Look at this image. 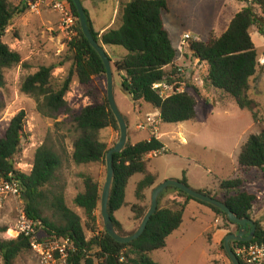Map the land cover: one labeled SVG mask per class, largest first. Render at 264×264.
<instances>
[{
    "label": "trees",
    "instance_id": "obj_1",
    "mask_svg": "<svg viewBox=\"0 0 264 264\" xmlns=\"http://www.w3.org/2000/svg\"><path fill=\"white\" fill-rule=\"evenodd\" d=\"M67 1L76 18L77 30V35L67 45L72 54V66L68 74L62 81L53 82V66L40 65L25 76L21 91L34 99L36 110L43 117L56 120L59 115L65 116V121L56 122V126L63 124L67 127V136L72 138L70 157L74 164L98 163L105 166V154L110 147L101 140L100 132L105 128H112L119 135L118 123L108 105L106 91L101 102L87 105L79 111L73 109L65 99L73 77L81 84L89 83L96 77L106 79L104 64L84 37L72 0ZM243 1L245 6L233 15L221 35L210 32L205 40L190 41L188 49L199 62L206 65L204 81L209 86L222 90L240 109L249 111L259 125L260 130L250 134L241 145L238 165L241 173L258 169L264 175V124L257 118L262 107L250 95L252 79L258 71L257 52L250 28L255 26L264 37V17L256 10L264 13V0ZM26 10L25 5L18 1L0 0V88L6 83L5 70L20 64L25 65L21 55L3 41V36L6 29ZM164 10H167V0H127L121 7L120 24L101 35L94 30L88 12H84L88 28L100 45L120 46L127 51L126 55L115 62V68L123 73L121 87L131 96L132 101L135 104L144 102L157 109L162 122L179 123L196 118L195 94L185 90L163 97L158 89L152 87L157 81L171 82L170 76L176 72V67L173 66L176 50L164 27ZM168 65L171 66L170 70H165ZM176 82V85L185 83L187 88L192 86L183 76ZM25 117L24 110L18 111L10 119L5 134L0 137V177L12 173L19 180L22 186L20 198L24 203L22 210L27 217L40 221L49 234L69 236L74 240L77 250L70 264H95V259L99 264H158L151 254L166 247L167 237L179 228L185 210V204H178L176 208L159 206L161 197L170 190L176 191L187 201L194 200L209 207L224 222L233 224L238 229V225L229 221L220 209L175 187H167L159 195L157 210L136 240L129 243L116 242L106 233L103 225L98 234H93L87 240L85 231H95L92 225L97 220L96 211L100 208V182L91 175H81L83 191L75 195L73 203L83 211L87 220L83 224L81 217L65 202V185L58 176L62 157L55 150L54 144L48 143V139L35 148L29 173L16 170L14 158L21 152ZM157 150L163 152L164 145L152 134L149 139L135 144L127 141L125 147L113 155L114 175L108 211L116 231L121 235H128L134 230L124 232L120 222L115 219L114 212L129 206L132 219L136 222L141 220L148 207L138 202L128 203L125 200L126 185L133 175L143 174L136 184L134 196L139 202L147 198L144 190L153 185L155 177L147 171L145 156ZM62 151L67 153L64 147ZM181 181L187 184L184 176ZM243 185L242 177L223 179L219 183L222 198L208 191L202 192L221 200L238 217L251 218L250 212L257 196L244 189ZM45 208L51 211L56 221L44 216ZM253 221L256 229L250 242L264 243V225ZM3 231L6 228L1 229ZM235 243L245 242L234 241L231 246ZM94 248L96 251L91 254ZM29 249V240L23 235L9 239L0 238L2 264H13L19 254ZM222 249L224 250L223 245ZM240 263L244 264L242 261ZM211 264L221 263L213 261Z\"/></svg>",
    "mask_w": 264,
    "mask_h": 264
},
{
    "label": "rangeland",
    "instance_id": "obj_2",
    "mask_svg": "<svg viewBox=\"0 0 264 264\" xmlns=\"http://www.w3.org/2000/svg\"><path fill=\"white\" fill-rule=\"evenodd\" d=\"M15 2L17 0H10ZM127 0H104L101 3V8L104 12V17L110 15L113 19V26L118 24V20L121 14V7ZM243 0H167V10L163 11V20L166 29L168 30L173 44L175 46L179 43L178 40L184 33H189L199 38V40H205L210 32L216 35H221L227 26L228 18L235 14L239 10V7L243 6ZM257 13L264 17V13H261L259 9H256ZM42 12V11H41ZM40 12V13H41ZM39 13V14H40ZM26 10L23 14L18 16L12 26L6 29L3 41L4 42H15L16 39L20 38V30H22V25H28V30L32 33L35 38L39 39L41 33L45 30V27H40V22H38V15ZM38 23V24H37ZM48 32V31H47ZM53 32V31H50ZM250 33L252 41L254 43L257 52V62L258 68L264 65V37L259 34L257 28L252 26L250 28ZM54 34V32L52 33ZM48 40H50L48 38ZM71 40L65 33H63V38L61 40H53V44L46 46L49 48L48 54L44 56H34L33 59L28 60L29 62H24L25 65H17L10 69L5 70V85L0 88V137L5 134L8 127L10 119L20 110H24L26 113L25 124H24V135L21 142V152L15 156V169L22 173H29L32 168L33 163V153L36 147L41 145L45 139H48V143L54 144L55 150L61 154L62 161L61 167L58 171V176L62 179L64 183V197L66 204L72 208L80 217L83 224L87 223L84 217L82 209L76 207L73 203V198L77 193L83 190V184L80 174L91 175L92 173L96 175L94 177L97 179L101 187L105 180L106 168L100 164L94 165H82L81 167L75 166L69 155V150L72 147V138L67 136V127L63 124L56 126V122L65 121V116L59 115L56 120L43 117L36 110V103L33 98L21 91V83L26 75L34 72L40 65H52V78L53 82L62 81L70 67L72 66V54L68 51V42ZM39 41V40H38ZM51 41V40H50ZM47 44V42H46ZM116 49L125 51L124 48L120 46H108ZM189 47V44L187 48ZM177 48H180L179 45ZM201 68V67H200ZM203 69V68H202ZM263 69V68H262ZM260 68L258 75L252 79V89L260 82L261 73H263ZM201 70V69H200ZM205 72H203L202 79L204 81ZM95 85H98V89L90 88L87 90L89 94L88 103H96L99 100H103V96L106 91V79L104 77H96L93 79ZM96 85V86H97ZM114 89L113 95L115 96V102L121 112V114H126L131 111L129 109L130 105H126V101L122 100V91L120 90L119 75L114 72ZM92 86V83L81 84V87L87 89ZM218 93L226 95L222 90L217 89ZM258 97L262 105L264 106V81L260 83ZM260 123L264 124V107L261 108L258 117ZM132 120L129 121L130 129L132 128ZM187 125H192V121L183 122ZM182 124V123H181ZM180 123H159V139L162 141L166 152L153 157L149 164L151 166L159 167L160 169H175L185 165L188 167L189 164L192 165V158H198V151L192 146H182L180 139H178V133L180 129L178 128ZM109 129H103L100 132L101 140L105 139V135L108 133ZM139 135V136H138ZM138 135H131V139L136 140L145 136V132H140ZM135 136V137H134ZM60 138V139H59ZM62 147H64L67 153H63ZM240 149H238V152ZM220 151L210 152L205 151L208 158L212 160V163H206L211 170L209 173L211 181L217 184L219 187L218 178H227L231 176V165L229 164L230 159L219 153ZM204 153V152H203ZM202 153V154H203ZM204 153V154H205ZM200 160V159H197ZM205 160L206 159H202ZM235 162L236 159H234ZM96 167L98 170H96ZM185 171L183 172V175ZM255 173L249 174V178L257 179L254 175ZM92 176V175H91ZM138 177L135 175L129 181L126 199L132 200V195L129 190L134 185V181ZM218 177V178H216ZM210 181V182H211ZM220 183V182H219ZM244 186V185H243ZM258 187V188H257ZM264 190V178L262 183L255 187V191L260 189ZM170 193L178 195L176 191L170 190L166 192L159 201V206L161 207H171L176 208L177 203L175 200H166L165 196ZM257 193V192H256ZM213 194V193H212ZM215 196L222 198L223 195L220 191L214 192ZM255 202V218L264 225V192L262 194L261 200H256ZM141 205L149 206L150 197L146 198L144 201H136ZM135 202V203H136ZM24 203L21 198L11 199L9 203L7 202L4 206L0 208V238H15L13 232H8L5 234L1 232V229L13 226L17 221L19 211L23 209ZM213 214L214 218L221 217L213 212L209 207L207 208ZM121 213H130L129 208L122 209ZM44 216L51 218L56 221V218L52 217L51 211L44 209ZM96 222L92 225L95 228L94 233L92 231H85L86 239L90 240L93 234H98L102 230V218L100 214V208L96 211ZM192 218V219H191ZM222 218V217H221ZM210 220V219H209ZM208 217L199 213H191L188 210L184 214V219L182 225L175 230L168 237V246L165 251L168 255V260L171 263L176 264H205L206 251L208 249L209 255L212 256V261H218L221 264H231L228 257L225 255L222 249V241L227 234L222 233V238L213 242V237L211 233H205V230L210 225ZM138 220L136 222L137 226L139 224ZM223 221V219H222ZM215 223V222H214ZM232 225L231 228H229ZM222 227H228L229 232H235L237 227L233 224L222 222ZM130 232V231H124ZM228 232V233H229ZM95 248L90 252L95 253ZM159 252V251H157ZM153 255L156 256V253ZM177 258L176 261L174 259ZM0 264L2 260L0 258ZM13 264H39L36 255L31 251V249L22 252L14 260ZM95 264H99L95 259Z\"/></svg>",
    "mask_w": 264,
    "mask_h": 264
},
{
    "label": "crops",
    "instance_id": "obj_3",
    "mask_svg": "<svg viewBox=\"0 0 264 264\" xmlns=\"http://www.w3.org/2000/svg\"><path fill=\"white\" fill-rule=\"evenodd\" d=\"M81 2H82L84 10L88 12V15L92 22V26L94 30L98 32L100 35L104 33L105 31H107L108 29L116 28L120 24V21L118 20V24L116 26H113L114 25L113 19L110 15H108V17L103 18L104 12H103V9L101 8V3H103L104 0H81ZM242 2H243V6L241 4V6L239 7V10L245 6V1H242ZM233 15H231L228 18L227 26L230 20L232 19ZM37 18L39 20L38 22H40V27L43 26L46 29H48L47 30L48 32L45 30L43 33H41V36L39 37V39L35 38V36H33V32L31 33L27 29L28 25H22L21 26L22 30H20V34H21L20 38L16 39L14 43L6 42L10 46L11 49L17 51L21 55L23 62H29L28 60L33 59L34 56L41 57V56L47 55L49 48H46V46L50 45V42L53 44L55 40L57 39L61 40L63 38V31L58 26V16L55 12H53L49 8H45L44 10H42V12L38 15ZM164 27H165V24H164ZM50 31H53L54 34H52L53 32H50ZM168 35H169V38L171 40V43L174 49L176 50V59L173 62V66L175 67L180 66L183 68L184 70L183 77L186 79V81H188L192 85L189 88H187V90L191 93H194L196 96V100H197L196 118L193 120H189L193 122L192 125H187V124H184L183 122H179L180 125H178V128L180 129V131L177 132L178 139H180L181 144H183L182 146H192L193 148H196L199 153L197 159H200V160H197V159L193 160L192 158L193 163L192 165L189 164L188 167H185V165H182L180 167H176L175 169H169V168L160 169L159 167L151 166L149 164L150 160L155 156L152 155V152L148 153L145 156V159L147 160V171L151 173L152 175H154L155 181L151 187L146 188L144 190L146 197L147 198L150 197L151 190L158 183L166 179L181 180L183 176L186 179L187 185L195 190L208 191L210 193H213V195H214V192L218 190L222 194V191L219 189V187L217 188V184L211 181V178L209 175L211 170L210 168H208L209 166L206 165L207 162L210 164L212 163V160L210 159V157L208 158L207 154L205 153V151H208L210 149V152L220 151L219 153L221 155L228 157L230 159L229 164L231 165V169H232L231 176H227V178L216 177L218 178V184L223 179L242 177L244 179L243 188L250 192L255 193L257 196L256 200H261L264 190L259 188L260 190L258 192V191H255L254 189L256 186L262 183V179L264 178L262 171L258 169H251L250 171L241 173L239 171V165H238V157L240 153V151L238 152V149H241V145L247 140L250 134L256 133L260 130L259 125L253 120L252 115L249 111L240 109L238 105L230 97H228L227 95L218 93L219 91L217 92L216 88L209 86L205 81H203L201 76H203V72L207 71L206 65L204 63L199 62L191 54L190 50L187 47H184V49L180 52L179 48H177L179 43L175 46V44H173V41H172V38L169 32H168ZM48 38L51 41L48 40ZM101 46L103 47L111 63V67L113 71V83H114V72H117V74L119 75L120 90L122 91V100L127 102L126 105L127 104L130 105L129 109H132V112L129 111L126 114H122L127 124V141H129L131 144H135L139 141L149 139V137L152 134H154L159 139V135H158L159 123L162 122L159 119V111L153 108L151 105L144 103V102L135 104L132 101L131 96L129 94L124 93L121 87V79H122L121 77L123 73L118 72L116 70L115 62L120 60L124 55H126L127 51L126 50L122 51L120 49L108 47L110 45H101ZM170 68L171 66L168 65L165 67V70H170ZM260 68L261 69L263 68L262 69L263 73H261L260 82L255 86V88L250 90V95L253 99H255L257 102L260 103L261 107H264L260 101V98L258 97L260 83L264 81V65L262 67H259L258 70ZM258 72L259 71H257L255 76L258 75ZM204 74H205L204 76V79H205L206 73ZM89 83H92V86L85 89L81 87V83L78 82L76 77H73L72 79L70 90L67 92L65 99L71 105V107L75 109L76 111H79L80 109H82L83 107L87 105L93 104V103L87 102L89 100V94L87 93V90L93 87L96 90H99L100 92V89H98L99 88L98 85L96 84L97 85L96 86L93 80ZM99 102L101 101L99 100L97 103ZM147 116H150L151 120H153V124L149 123L148 125L149 127L147 128V130L138 129L137 124L141 121L145 122V119ZM130 120L133 121L131 129L129 126ZM108 129L109 131L105 135V139L103 141L106 142L109 147H112L117 141L119 135H118V132L115 131L114 129L112 128H108ZM140 132H145V136H143L140 139H136V140H134V138L133 140L131 139L132 134L138 135ZM71 152H72V147L69 150V155L71 154ZM165 152H166V148H164L163 150V153ZM203 158L206 159V161L202 160ZM234 159H236L237 162H235ZM94 164H97V163H89V164H83V165L92 166ZM75 166L81 167L82 165L75 164ZM96 170H98L97 167H96ZM184 171H185V174L183 175ZM252 173L256 174L254 175L255 177L258 178V181L257 179L253 180V178L248 179V175ZM81 175L82 174H80V177ZM91 175L96 177V175H94L93 173ZM135 175H138V177H136L133 187H131V189L129 190L130 194L132 195V200H127L126 194H127L129 181ZM135 175H133L129 179L126 185L125 200L128 203H135L137 201L134 196V191H135L137 182L140 179H142L143 174L138 173ZM165 199L167 201L175 200V203H177V205L185 204L183 219H184L185 212L188 210H191L192 214L199 213V214L206 215L208 217V220L210 219L209 220L210 225L205 230V233H211L213 240H214L213 242H216L217 239L222 238L221 231H223V234H227L229 232L228 227L226 228L222 227V222H223L222 218L221 217L214 218L213 214L209 211V209H207L208 208L207 206L202 205L194 200L187 201L185 200V198L179 195H175L174 193H170L168 196H165ZM255 202L253 203L252 210L250 212V215H251L250 219L252 220H256L254 216L255 210H256ZM124 208H129L130 210L129 206L122 207L119 210L114 212V217L117 221L120 222L124 231H133L137 228V224H136V221L132 219L131 210H130V213L128 214L126 213H121V215L119 214V212ZM231 227L232 225L229 228ZM13 229H14L13 226L6 227V231H3V233L5 234L7 232L8 234H10L9 232L14 233ZM168 237L166 239L165 248H167L168 246L167 245ZM165 248L154 251L151 254V257L158 264H173L168 260L169 259L168 255L166 253H162L165 251ZM155 252L157 253H156V256L154 257L153 255L155 254ZM212 259L213 258L212 256L209 255V251L207 249L206 257H205V264H211ZM176 260L177 258L174 259V261ZM174 264H176V262Z\"/></svg>",
    "mask_w": 264,
    "mask_h": 264
},
{
    "label": "built area",
    "instance_id": "obj_4",
    "mask_svg": "<svg viewBox=\"0 0 264 264\" xmlns=\"http://www.w3.org/2000/svg\"><path fill=\"white\" fill-rule=\"evenodd\" d=\"M25 5L26 9L32 13L39 14L45 8L51 9L58 16V26L69 38L77 35L76 18L74 17L69 2L67 0H17ZM198 37L189 33H184L179 39V51L187 47L190 41L197 40ZM184 70L176 66L175 74L170 76L171 82L166 80L157 81L153 84L154 89H158L160 95L167 97L175 92L187 90L185 83L176 85V80L183 76ZM149 123L153 124L150 116H147L145 122L137 124L138 129L147 130ZM162 151H153L152 155L157 156ZM22 186L9 173L6 177H0V208L11 199L20 198ZM15 236L23 235L27 237L30 243V249L36 255L39 264H70L73 254L77 247L74 240L69 236H55L45 231L38 220L27 217L23 210L19 211L17 221L14 225ZM232 250L239 261L244 264H264V243L245 242L243 244L235 243ZM123 260V258H120Z\"/></svg>",
    "mask_w": 264,
    "mask_h": 264
},
{
    "label": "water",
    "instance_id": "obj_5",
    "mask_svg": "<svg viewBox=\"0 0 264 264\" xmlns=\"http://www.w3.org/2000/svg\"><path fill=\"white\" fill-rule=\"evenodd\" d=\"M76 12L77 17L79 21V25L81 28V31L88 41L89 45L96 51V53L101 58L104 67H105V73H106V96L108 105L110 107V110L112 111L119 127V137L118 140L115 142V144L110 147L106 154H105V168H106V174H105V180L103 182L102 188H101V195H100V214L102 217V222L104 229L106 233L116 242L119 243H129L133 240H136L145 230L147 223L150 220V217L155 213V211L158 208V198L159 195L167 188V187H175L187 195L200 200L202 202H205L207 204H210L218 209H220L222 212H224L227 215V218L232 223H235L238 225V230L236 232H229L227 233L226 237L222 241V245L224 248V252L226 256L228 257L231 264H241L236 255L234 254L232 250L231 243L234 241L237 242H248L251 241L254 237V232L256 229V224L254 221L250 218L244 217L240 218L238 217L233 211L229 209V207L223 203L221 200L214 198L210 195H207L206 193L202 191L195 190L191 187H189L187 184L183 183L181 180L177 179H166L157 185L153 187L150 193V203L149 206L144 213L143 217L141 218L137 228L128 235H121L119 234L112 222V219L110 217L109 211H108V199L110 194V188L113 180L114 175V168H113V155L115 153H119L126 145L127 142V124L125 122V119L123 115L121 114L115 99L113 95V71L111 67L110 60L105 53L103 47L93 38V35L91 34V31L88 28L86 16L84 12V8L82 5L81 0H72ZM124 93L128 94L125 90H123ZM248 226L250 229L248 230Z\"/></svg>",
    "mask_w": 264,
    "mask_h": 264
},
{
    "label": "flooded vegetation",
    "instance_id": "obj_6",
    "mask_svg": "<svg viewBox=\"0 0 264 264\" xmlns=\"http://www.w3.org/2000/svg\"><path fill=\"white\" fill-rule=\"evenodd\" d=\"M238 228H239V227H238ZM248 229H250V227H248ZM237 230H238V229H237ZM237 230H236V231H237ZM236 231H235V232H236Z\"/></svg>",
    "mask_w": 264,
    "mask_h": 264
}]
</instances>
